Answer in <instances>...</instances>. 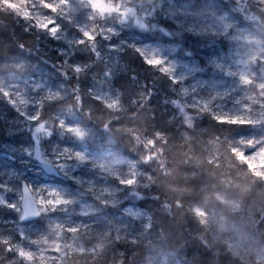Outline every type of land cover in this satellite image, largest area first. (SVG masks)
I'll list each match as a JSON object with an SVG mask.
<instances>
[{
    "label": "trees",
    "instance_id": "obj_1",
    "mask_svg": "<svg viewBox=\"0 0 264 264\" xmlns=\"http://www.w3.org/2000/svg\"><path fill=\"white\" fill-rule=\"evenodd\" d=\"M222 2H227L243 24L259 25L243 13L237 2ZM0 3L18 8L23 0H0ZM157 12L159 26L172 28L180 32L177 37H184L179 41L180 51L188 50L200 60V64H204L200 53L206 54L207 49L201 47L202 40L178 31L172 21L162 18ZM57 22L71 34H81L68 20L58 19ZM64 44L63 39L54 38L30 26L22 18L0 10V91L18 83L19 90L34 102L21 111L19 107L23 108L22 105H16L0 95V145L10 139L9 134L13 130L24 125L25 119L37 114L35 102L40 101L48 91H58L63 98L43 104L39 113L42 122L51 121L49 118L54 117L59 109L69 107L73 103V91L78 90L83 100V108L75 111L78 124L99 131L98 145L108 148L113 156L133 161L141 172L152 173L156 168L159 184L125 188L115 177L108 175L112 184L119 185L114 209L119 206L121 209L138 208L145 213L148 226L144 233H136L130 238L122 233L119 240L114 235H100L98 248L78 251L76 247L64 257V264H147V256L152 251L178 264H264L252 254L234 253L227 245L225 232L216 231L207 216L204 224L198 223L192 211L194 208L216 210L264 246V174L255 171V158L246 157L248 155L243 149L246 156L240 154L233 159L221 148L220 165L209 167L208 145L201 144L217 136L234 142L242 135L259 136L264 134V123L220 124L212 113L222 110L213 101L210 111H196L192 97L197 92L183 95L181 84L173 83L169 76L146 63L134 44L110 47L109 41L97 37L95 51L84 44L74 45V51L62 52L59 46L63 48ZM72 63H79L83 70L79 74L71 72L65 65ZM36 79L44 81L39 88L32 87ZM93 80H105L117 93L123 106L122 111L117 113L121 119L113 122L111 134L103 130V121L111 117L107 112L103 113V106L91 94ZM59 85L65 87L62 89L57 87ZM88 109L93 111L92 119L84 114ZM97 115L103 116L97 119ZM157 132L172 143L162 158L168 161L167 174L163 176L159 173L160 165L154 163L151 166L140 161L141 150L137 147V135L143 139V133L150 137ZM185 137L190 138L193 145L185 147ZM189 156L192 158L189 159ZM126 163L120 165L124 172ZM21 179L30 185L17 155L13 152L0 153V193L7 189L16 193ZM224 194L235 198L237 207H228L219 198ZM6 197L11 202L10 197ZM177 200L182 202V207H176ZM14 203L18 204V199ZM112 211L110 208L109 212ZM16 215L14 209L6 204L0 205V237L20 244L18 235L7 228V220L17 219ZM32 236L40 234L32 233ZM81 245L88 247L89 243ZM14 259V253L0 248V264H10Z\"/></svg>",
    "mask_w": 264,
    "mask_h": 264
},
{
    "label": "rangeland",
    "instance_id": "obj_2",
    "mask_svg": "<svg viewBox=\"0 0 264 264\" xmlns=\"http://www.w3.org/2000/svg\"><path fill=\"white\" fill-rule=\"evenodd\" d=\"M223 0H135V5L139 12L140 23L129 20L120 23L115 18H107L101 23L107 27H112L115 34L106 39L110 42L109 46L114 47L119 44H134L141 51L149 53L155 52L162 57L169 65L174 66L175 76L181 81V87L188 89V92H197L193 100H206L220 94L219 99L212 100L215 106L222 111H235L237 101L244 95L245 89L240 84L239 77L235 73L239 70L238 61L248 51L242 40L237 39L241 34H251L258 39H264V28L256 24H243L233 14L229 5ZM228 1V0H227ZM236 2V0H233ZM77 8L73 10L71 24L80 32V27L87 24L88 9L79 7V0H76ZM96 5H103L104 0H94ZM157 11L162 18L172 21L178 31L197 36L202 40V48H206V54L200 53L204 64L191 54L188 50L180 51L181 38L177 37L180 32L158 25ZM58 23V22H57ZM59 24V23H58ZM143 25V26H141ZM61 26V25H60ZM81 33V32H80ZM60 38L65 41L63 48L59 46L62 52L74 51V41L81 39L82 35L71 34L61 26ZM59 38V39H60ZM206 43V44H205ZM187 49V48H184ZM142 55V54H141ZM144 58V56L142 55ZM145 59V58H144ZM79 65V63H72ZM82 68V67H81ZM258 77H264V66L255 65L253 69ZM44 84L42 80H35L34 88H39ZM30 85V83H29ZM39 87H36V86ZM57 87L64 88L59 85ZM91 94L117 96L105 80H93L90 86ZM27 96V95H26ZM23 99V97H20ZM257 111H258V106ZM68 107L59 109L54 115H59L68 126L81 127L86 135L80 139L70 132L50 124L51 135L36 133V121L25 119L23 126L13 130L9 136L10 139L0 145L3 150L0 153H14L17 155V161L23 166V173L26 174L31 188L33 189H56L73 200V203L64 209H58L56 212L41 214L38 219L33 221L21 222V213H17V219H9L8 229L13 231L21 239L20 244L34 248L29 240H34L39 236H32V233L41 235L49 231L53 223H62L67 226L88 225L92 228V233H83L75 239L69 237L68 253L78 247V251L88 248L90 251L98 248L101 236L99 232L114 229L119 235L127 234L129 238L136 233H144L148 223L145 221V213L134 207L122 208L117 206L115 197L119 185L112 184L108 175L97 167V163L107 159L126 162V166L134 163L131 160L121 159V156H113L108 148L101 147L99 131L82 127L78 124V115L75 111L68 112ZM264 131V130H263ZM90 140L88 143L86 140ZM257 140L264 141V134L259 136L242 135L235 140ZM87 142V143H86ZM91 144V146H90ZM98 146V149L95 147ZM0 148V149H1ZM256 147H246V155H252L255 158V171L264 174V150L254 154ZM67 150L71 153H82L86 158L83 161L75 159L63 161L62 153ZM39 152V156H37ZM61 159L64 167L56 164L57 159ZM128 169L126 168V172ZM73 172H76L73 174ZM79 178H81L79 180ZM84 180V181H83ZM109 188L114 192L112 203L103 204L96 198L95 189ZM16 195V196H15ZM10 201H7V197ZM5 204H15L14 200L20 198L19 191L11 193L10 190L0 193ZM219 198L226 203L228 207H237L238 202L230 195H219ZM110 208L113 209L112 212ZM201 209V208H199ZM202 210V209H201ZM207 213V218L214 225L216 231H224L227 245L231 247L236 254H252L255 258L264 262V246L257 238L247 232L233 221H227L223 215L216 210L203 211ZM38 231H41L39 233ZM22 236L24 238H22ZM51 248L44 253L43 264H51V261L57 259L58 253L53 249L60 246L63 241H58L57 236H50ZM89 243L88 247L81 245ZM64 260L57 264H64ZM36 264H41L37 257ZM147 264H178L171 261L168 257L151 252L147 256Z\"/></svg>",
    "mask_w": 264,
    "mask_h": 264
},
{
    "label": "snow or ice",
    "instance_id": "obj_3",
    "mask_svg": "<svg viewBox=\"0 0 264 264\" xmlns=\"http://www.w3.org/2000/svg\"><path fill=\"white\" fill-rule=\"evenodd\" d=\"M239 8L243 13L248 16L253 22L264 27V0H236ZM79 7L88 9L87 24L80 27L82 35L81 39L74 41L75 45H89L92 50L96 49L97 37L103 39H110L115 34V30L112 27H107L101 22L107 18H115L120 23L128 22L132 20L136 23H140L139 12L135 5V0H104L103 5H96L94 0H79ZM77 8L76 0H23L18 8H10L7 5L0 3V10L5 13L14 14L15 17L22 18L27 21L30 26L35 27L41 32H45L48 35L59 39L61 33V26L57 23L58 19H65L69 22L72 21L73 10ZM143 26V25H141ZM237 39L243 41L248 51L238 61L239 70L235 73L239 77L240 84L244 87V95L238 100L237 108L235 111H214L213 118L220 124H245V123H264V77H258L257 73L253 70L254 66L259 64L264 66V39H258L257 36L251 34H241ZM137 51H141L137 49ZM146 63L158 69L160 73H164L169 76L173 83L179 84L181 81L175 76V70L173 65H169L162 57H159L155 52L144 51L141 53ZM71 72L79 74L83 69L79 65H65ZM68 75L67 72L64 73ZM36 87H39L38 85ZM188 89H181L183 95L188 94ZM194 92V90H193ZM0 95L13 101L16 105H22L19 107L21 111H24L28 106L33 105V101L28 98L23 92L19 90V84L0 91ZM23 97V99H20ZM220 94L206 100H193V105L198 112L210 111L213 107L212 100L219 99ZM60 92L48 91L47 95H44L40 101L35 102L36 115L30 117L35 120L36 133H43L44 135H51L50 124L45 121L42 122L39 113L42 111L44 103L49 100L62 99ZM94 99L103 106V113L107 112L110 115V119L103 121V130L106 133L111 134L114 126V121H119L121 117L117 113L122 111V104L119 96L110 95H97ZM189 105V107L193 106ZM258 106V111L257 107ZM83 108V100L78 90L73 91V103L67 108L68 112L80 111ZM85 116L89 119L93 118V111L88 109L84 112ZM136 115V113H132ZM103 115H97V119H101ZM49 120L56 121V126L63 129L66 132L73 133L80 139H83L86 135L85 131L79 126H68L65 121L60 118L59 115L50 117ZM191 120H188V125L191 127ZM137 147L141 150L140 161L144 164L160 165L159 173L161 176L167 174L168 161L165 157L166 151L172 146L168 138L163 134L157 132L153 136H146L143 133V139H140L139 135L136 136ZM185 147L192 144L190 138L185 137ZM202 145H208L210 156L207 160L209 167H217L220 165L222 156L220 155V149L223 148L230 156L235 159L237 155H244L243 149L246 147L259 148L254 153H259L264 150V141L257 140H244L231 141L227 138H221L219 136L213 137L206 142H202ZM203 151V150H202ZM63 161L75 159L77 161L85 160V156L82 153H71L65 150L62 154ZM187 155V153H186ZM39 156V152H37ZM248 155L246 157H252ZM189 159L192 157L189 156ZM56 164L59 167H64V163L61 159H57ZM121 161L115 159H107L97 163V167L107 175L115 177L119 184L125 188H137L147 187L153 184L158 185L156 180L157 169L154 168L152 173L141 172L137 164L130 163L127 166L128 171L121 170ZM96 193V198L103 204L112 203L114 192L109 188H101L98 191L93 189ZM73 200L68 198L65 194L59 192L56 189H33L29 186H25L21 192L19 203L7 205L15 208L21 212L20 219L24 220L30 216H37L41 214H47L56 212L58 209H64ZM5 204L3 197H0V205ZM180 200L176 201V207H182ZM165 207H168L165 205ZM194 215L198 219V223L204 224L207 213L203 212L199 208L192 209ZM95 232L88 225L67 226L62 223H53L49 231L39 236L34 240H29L34 248L25 247L19 243H13L10 238L0 237V248H3L6 252L14 253L15 259L10 264H36L37 257L40 258L41 264L44 262V253L50 245V236L55 234L58 241H63L60 246L55 247L53 250L58 253L57 259L51 261V264H57L58 261H62L65 256L68 255L69 245L67 239L69 237L75 239L83 233ZM102 236H115L119 240L120 235L114 229L105 230L99 232ZM22 238H24L22 236ZM134 242V241H133Z\"/></svg>",
    "mask_w": 264,
    "mask_h": 264
},
{
    "label": "water",
    "instance_id": "obj_4",
    "mask_svg": "<svg viewBox=\"0 0 264 264\" xmlns=\"http://www.w3.org/2000/svg\"><path fill=\"white\" fill-rule=\"evenodd\" d=\"M177 1H183V0H177ZM25 186H28V184L24 181V180H21L20 181V185H19V194L21 195V192L23 191V188ZM21 213V212H20ZM22 214V213H21ZM40 215H37V216H30V217H27L26 219L24 220H21V222H27V221H33L35 219H37Z\"/></svg>",
    "mask_w": 264,
    "mask_h": 264
},
{
    "label": "bare ground",
    "instance_id": "obj_5",
    "mask_svg": "<svg viewBox=\"0 0 264 264\" xmlns=\"http://www.w3.org/2000/svg\"><path fill=\"white\" fill-rule=\"evenodd\" d=\"M130 47V46H129ZM37 219H39V218H37Z\"/></svg>",
    "mask_w": 264,
    "mask_h": 264
}]
</instances>
